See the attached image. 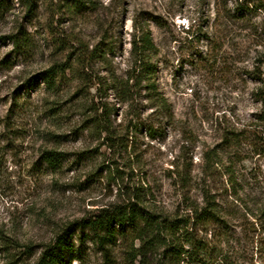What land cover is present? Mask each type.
Instances as JSON below:
<instances>
[{"label":"rangeland","instance_id":"obj_1","mask_svg":"<svg viewBox=\"0 0 264 264\" xmlns=\"http://www.w3.org/2000/svg\"><path fill=\"white\" fill-rule=\"evenodd\" d=\"M262 84L264 0H0V264H36L130 200L179 218L208 202L219 222L192 225L196 240L264 264ZM87 232L68 234L71 264H155L137 240L103 251Z\"/></svg>","mask_w":264,"mask_h":264},{"label":"trees","instance_id":"obj_2","mask_svg":"<svg viewBox=\"0 0 264 264\" xmlns=\"http://www.w3.org/2000/svg\"><path fill=\"white\" fill-rule=\"evenodd\" d=\"M131 49L143 68L149 65L148 58L154 49V43L148 29H142L134 36ZM55 68H48L39 74L47 84L53 82ZM256 94L262 102L264 111V84ZM42 158L55 168L63 161L61 154L52 150H45ZM257 214L258 219L264 223V205L258 208ZM180 218L175 215L163 217L143 208L140 202L130 200L124 206L103 209L95 217L70 225L71 227L56 236L53 242L42 250L36 264H71V257L76 249L67 236L77 227L81 232L85 228L88 230L86 235L79 236L80 241L82 238L90 239L103 251L106 249L105 246L114 245L118 240L125 242L137 240L156 257L155 264H163L162 259L165 264L170 258H177L185 264H223L226 256L230 254L228 248L225 250L213 247L210 242L202 244L190 231V227L196 223L204 227L218 225V213L214 206L206 202L205 206L192 207L188 215ZM221 235L226 237L228 234L223 231ZM225 239V243L228 244L229 236ZM68 255L71 257L67 260Z\"/></svg>","mask_w":264,"mask_h":264}]
</instances>
